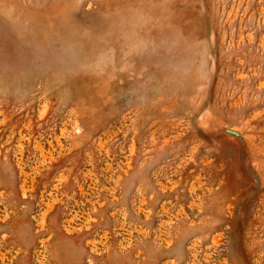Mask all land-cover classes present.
Returning <instances> with one entry per match:
<instances>
[{
  "label": "rangeland",
  "instance_id": "1",
  "mask_svg": "<svg viewBox=\"0 0 264 264\" xmlns=\"http://www.w3.org/2000/svg\"><path fill=\"white\" fill-rule=\"evenodd\" d=\"M0 264H264V0H0Z\"/></svg>",
  "mask_w": 264,
  "mask_h": 264
}]
</instances>
